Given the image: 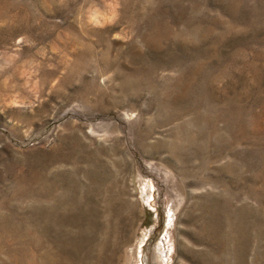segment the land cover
I'll return each instance as SVG.
<instances>
[{
  "label": "rangeland",
  "instance_id": "rangeland-1",
  "mask_svg": "<svg viewBox=\"0 0 264 264\" xmlns=\"http://www.w3.org/2000/svg\"><path fill=\"white\" fill-rule=\"evenodd\" d=\"M107 201L105 264H264V0H0V264Z\"/></svg>",
  "mask_w": 264,
  "mask_h": 264
},
{
  "label": "bare ground",
  "instance_id": "bare-ground-1",
  "mask_svg": "<svg viewBox=\"0 0 264 264\" xmlns=\"http://www.w3.org/2000/svg\"><path fill=\"white\" fill-rule=\"evenodd\" d=\"M97 180H98V187H99V192H100L99 195H101L104 191L108 192L110 187H108L107 184L105 186L106 182H104L99 177L97 178ZM89 202L91 203V199L89 197V190L87 189L86 195H85V202H83L84 203L83 207H85L84 210H88V208L91 207L90 206L91 204L89 205ZM107 202L108 203L106 205V208L97 209L96 210L97 212H93L92 210H90L92 211L91 214L87 213L83 220V227H82L83 231L81 232V241L79 240V244L81 242V246L83 247V253L85 254V257H88L89 259H91L94 262V264H105L106 263V260L103 257L105 256V252L108 249L111 236L114 230L116 229V225H117L116 218H115L117 212L114 209L110 210L111 204L109 201ZM55 207L58 209L60 206L56 204ZM50 216L56 218V220L58 221H62V220H65L67 214L65 212L63 214L59 212H54L50 214ZM71 216H75V215L74 214L69 215V217ZM69 217L68 219L70 220ZM75 217L77 218V216ZM77 221H78V218H77ZM63 224H64V221H63ZM63 226H61L59 229L61 232L62 231L64 232L67 229L66 225H65V228ZM73 257H74L73 255H70L68 262H63L61 260L62 262L60 261V263L74 264L73 260L71 259Z\"/></svg>",
  "mask_w": 264,
  "mask_h": 264
}]
</instances>
